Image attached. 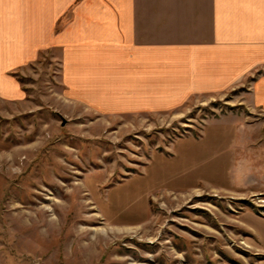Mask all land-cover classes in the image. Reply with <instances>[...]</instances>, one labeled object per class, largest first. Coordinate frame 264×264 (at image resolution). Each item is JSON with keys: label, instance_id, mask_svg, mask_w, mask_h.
Segmentation results:
<instances>
[{"label": "rangeland", "instance_id": "374dc122", "mask_svg": "<svg viewBox=\"0 0 264 264\" xmlns=\"http://www.w3.org/2000/svg\"><path fill=\"white\" fill-rule=\"evenodd\" d=\"M60 68L42 58L27 101L0 104V264H256L240 221L264 217V121L248 85L106 116L64 98Z\"/></svg>", "mask_w": 264, "mask_h": 264}, {"label": "crops", "instance_id": "0c3cea01", "mask_svg": "<svg viewBox=\"0 0 264 264\" xmlns=\"http://www.w3.org/2000/svg\"><path fill=\"white\" fill-rule=\"evenodd\" d=\"M58 61L61 93L100 115L174 111L248 85L264 121V0H0V104ZM241 224L264 264V217Z\"/></svg>", "mask_w": 264, "mask_h": 264}, {"label": "water", "instance_id": "95a60500", "mask_svg": "<svg viewBox=\"0 0 264 264\" xmlns=\"http://www.w3.org/2000/svg\"><path fill=\"white\" fill-rule=\"evenodd\" d=\"M65 124V122H63Z\"/></svg>", "mask_w": 264, "mask_h": 264}]
</instances>
